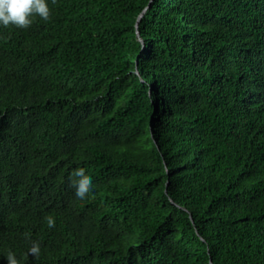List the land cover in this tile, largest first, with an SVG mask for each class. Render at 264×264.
I'll list each match as a JSON object with an SVG mask.
<instances>
[{
  "label": "trees",
  "instance_id": "16d2710c",
  "mask_svg": "<svg viewBox=\"0 0 264 264\" xmlns=\"http://www.w3.org/2000/svg\"><path fill=\"white\" fill-rule=\"evenodd\" d=\"M48 4L0 26V264H264V0Z\"/></svg>",
  "mask_w": 264,
  "mask_h": 264
},
{
  "label": "clouds",
  "instance_id": "9594fccd",
  "mask_svg": "<svg viewBox=\"0 0 264 264\" xmlns=\"http://www.w3.org/2000/svg\"><path fill=\"white\" fill-rule=\"evenodd\" d=\"M56 0H52L55 3ZM40 17L47 21L50 18L48 0H0V26L8 27L14 25L17 28H27L33 23V17ZM71 183L74 191L73 199L76 203L82 204L91 194V185L79 171L73 172ZM47 225L49 229L55 227L56 221L48 216ZM39 257L40 245L34 243L27 255ZM8 264H20L16 255L9 252L6 256Z\"/></svg>",
  "mask_w": 264,
  "mask_h": 264
},
{
  "label": "water",
  "instance_id": "95a60500",
  "mask_svg": "<svg viewBox=\"0 0 264 264\" xmlns=\"http://www.w3.org/2000/svg\"><path fill=\"white\" fill-rule=\"evenodd\" d=\"M148 7H149V6H147V7H146V8L140 13V15L138 16L137 21H136V24H135V28H136V29H137L138 24H139L140 20L142 19V17L144 16V14H145V12H146V10H147ZM136 36H137L138 40L142 43V40L139 39V33H138V31L136 32ZM142 49H143V43H142ZM172 204H173L174 206H178V205L175 204L174 202H172ZM190 220H191V222H193L191 216H190ZM210 264H212L211 261H210Z\"/></svg>",
  "mask_w": 264,
  "mask_h": 264
}]
</instances>
